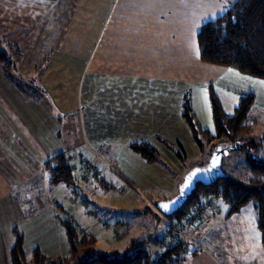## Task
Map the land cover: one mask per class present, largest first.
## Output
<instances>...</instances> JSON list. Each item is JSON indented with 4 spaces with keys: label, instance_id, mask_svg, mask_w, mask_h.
I'll use <instances>...</instances> for the list:
<instances>
[{
    "label": "rangeland",
    "instance_id": "374dc122",
    "mask_svg": "<svg viewBox=\"0 0 264 264\" xmlns=\"http://www.w3.org/2000/svg\"><path fill=\"white\" fill-rule=\"evenodd\" d=\"M102 2L105 0H68L64 21L67 27L62 32H57L58 27L54 32L34 33L28 39L25 34L6 32L3 25L0 28V47L10 59L7 67L22 84L18 85L20 88L17 87L26 92L24 96L48 102L51 106L57 103L64 109L76 105V98L71 96L73 90L77 91L80 87L84 94L78 113L66 115L60 127V147L72 163L75 182L34 188L32 193L19 186L17 192L21 208L25 205L29 214L39 215L34 220H23L19 215L15 220L19 223V228L26 231L24 249L31 257L33 249L39 246L45 255H49L44 264H59V259L69 254L70 245L69 251L64 247L67 243L66 234L62 236L63 244H60L58 231L52 229L53 226L63 224L61 219H65V211L73 216L71 223L81 228L82 232L96 237V244L88 242V246L81 251L82 255L87 253L86 248L94 246L97 251L117 250L121 253L128 251L130 254L144 246L154 256L168 250L161 243L170 233L169 221L173 217L164 215L157 206L162 201L174 198L179 193L186 174L196 167L207 166L213 151L218 147L216 140L211 141L205 135L201 138V143L194 138L182 115L183 104L187 99L191 102L199 126L213 132L212 92L219 97L228 114L234 112L240 95L254 93L255 103L247 120L250 126L247 131L250 133H243L242 138L244 145H250V148L230 149L223 156L222 169L226 173L248 177L251 175L250 161L264 162V151L259 146L253 147V143L258 142L264 133V78L243 73L234 67L205 63L197 56L193 58L192 66H187L190 71L188 79L167 81L164 89L170 93L168 96L152 94L154 90L145 89L149 93L147 102L150 103L145 106L146 113L134 112L139 108V96L134 93L137 92L134 89L124 91L125 94L127 92L121 99L124 104L120 101L112 104L111 93L107 104L105 75L99 79L91 77L96 69V57L92 62L93 71L89 69L90 54L83 56L82 61L77 60V65L73 66L74 60L79 57L77 52L90 51L86 48L89 45L87 32L103 28L99 35L100 38L103 36L104 42L111 33L106 32L120 24L121 20L124 25L145 24L146 21H151L150 24L153 25L163 19L144 15L129 16L127 19L121 6L116 7L111 18L106 19ZM89 4L94 6L93 10H89ZM217 15L218 13L211 19H216ZM146 48L149 49V45ZM100 51L104 52V44L101 42L97 55ZM104 61L101 66L103 71ZM169 61L171 64L166 62L165 70L170 75L175 69L186 71V62L180 63L173 59ZM81 66L84 68L83 78L78 76ZM146 66L147 70H152L153 66ZM68 67L72 68V74L77 75L72 76V80L71 73L70 76L64 73H69L66 70ZM76 77L79 78L74 81ZM93 82L95 92L91 91ZM23 87H29L28 92ZM114 91L116 87L113 88ZM165 100L170 103L172 113L157 114L163 120V125L155 124L149 120L154 115L149 111L154 109L155 104ZM40 114L41 112H36L34 118L40 119ZM138 117H145V123H141L142 127L139 128ZM40 122L45 126V119H40ZM49 122L52 126L51 119ZM152 125L159 128L155 129ZM143 139L158 151L157 160L147 162L137 152L135 146H139ZM37 150L36 146V154L39 153ZM20 169L19 184L25 182L23 176L26 174H22ZM45 174L49 182L48 166ZM27 188L30 189V186L27 185ZM213 196L216 197L213 209L187 229L196 243L191 242L187 252L180 250L181 254L184 252V264H264V258L258 257L256 253L259 234L264 243L257 221L256 202L251 201L236 213L229 214V206L219 193L209 195L206 199L214 198ZM53 208L58 213L57 218ZM211 218L217 219L210 222ZM53 220L56 223L53 224ZM8 230L9 227L7 229L3 224V236H6ZM13 234L16 236L15 232ZM134 239L147 241L133 246ZM5 263L0 256V264Z\"/></svg>",
    "mask_w": 264,
    "mask_h": 264
},
{
    "label": "crops",
    "instance_id": "0c3cea01",
    "mask_svg": "<svg viewBox=\"0 0 264 264\" xmlns=\"http://www.w3.org/2000/svg\"><path fill=\"white\" fill-rule=\"evenodd\" d=\"M67 3L68 0H0V28L3 25L6 32L25 34L28 39L32 38L34 33L54 32L58 27L59 31L57 32H62L67 27L64 22ZM102 3L106 19L111 18L115 8L120 6L127 19L129 16L142 17L143 15L157 16L163 19L153 25L150 24L151 21H146V25L141 23L124 25L121 20L120 24L106 32V34L109 31L111 33L104 42H102L103 36L100 38L99 35L103 32V28L95 31L89 30L87 32L89 33V40L87 39L89 45L85 47L90 51L87 53L84 50L77 52L79 57L74 60L73 66H76L77 60L82 61L83 56L90 54L91 66L89 69H92V62L96 57V69L95 71L92 69L91 77L99 79L105 75L107 104H109L110 93L112 104L117 101L124 104L121 101L127 95V92L125 94L124 91L129 89L137 91L134 93H138L139 108L134 112L139 114L142 111L146 113L145 106L150 104L146 99L149 97L146 88L154 90L155 92L152 94L167 95L169 92L164 89L167 81L178 82L188 79L187 76L190 72L187 68L188 64L192 66V60L197 56L200 59L197 33L203 23L214 18L212 16L216 13H218V17L227 8L224 0H105ZM88 8L93 10L94 6L89 4ZM100 42L104 44V52L100 51V54L97 55ZM142 43L149 45V49ZM170 59L179 60L180 63L186 62V71L175 69L172 75L166 72V62L171 64ZM103 60H105V71L101 69ZM173 64L175 65L176 62ZM146 65L153 66L152 70H147ZM71 69L66 68L69 73L66 71L64 73L70 76ZM83 70L84 68L81 66V70L78 72V76L81 78H83ZM72 76L77 75L71 73V80ZM78 78H74V81ZM94 85L95 82L91 85L92 92L96 91H94ZM115 87L116 91L113 92ZM143 90L145 91L143 92ZM71 96L76 98V105L73 108L64 109L57 103H53L51 106L48 102L35 101L24 96L23 92L11 80L3 67V61L0 60V256L4 258L5 264H12L11 249L16 241V236L13 234L14 228L17 227L23 233L24 238L26 236V231L20 229L19 223L15 220L19 218V215L23 220H34L39 216L35 213L29 214L25 205L21 208V204H18L19 186L25 187L24 191L32 193L34 188L53 185L45 177L47 164L54 156L64 152L60 147L62 120L66 115L78 113L84 94L79 87L77 91L76 89L72 91ZM170 106L167 100L155 104L154 109L149 111L154 114L150 116L152 119L149 120L155 124L163 125V120L157 114L172 113ZM36 112H41L40 119L46 120L45 126L43 122H40V119L34 118ZM112 112L114 113V110ZM139 118H137L139 121L137 128L142 127L141 123H145V117ZM50 119L53 122L52 126L49 124ZM152 126L155 129L159 128L156 125ZM141 142L147 141L143 139ZM36 146L42 157L39 153H35ZM19 168H21L22 174L26 172L23 176L25 182L20 183L21 185L18 182ZM27 185L30 186V189L27 188ZM53 211L57 218V211L54 208ZM213 219L216 221L217 218H211L210 222L214 221ZM15 222L17 223L15 224ZM61 222L62 225L53 226L52 229L58 231L59 242L63 244L62 236L66 234L65 237H67V232L63 219ZM54 223H56L55 220H53ZM3 224L7 226V229L9 227L6 236H3L2 233ZM260 235L256 253H258V257L264 258V243ZM64 247L69 251L68 237ZM36 248L40 249L39 246H36L33 250Z\"/></svg>",
    "mask_w": 264,
    "mask_h": 264
},
{
    "label": "trees",
    "instance_id": "16d2710c",
    "mask_svg": "<svg viewBox=\"0 0 264 264\" xmlns=\"http://www.w3.org/2000/svg\"><path fill=\"white\" fill-rule=\"evenodd\" d=\"M197 43L201 61L234 67L243 73L264 78V0L228 1L227 9L221 15L202 24L197 33ZM0 60L3 61V67L11 80L17 86L22 85L7 67L9 56L1 47ZM23 89L28 92L29 87ZM210 99L214 119L213 132L211 129L199 126L200 123L193 114L188 99L183 104L182 115L194 138L201 143V138L205 135L211 141L216 140L217 146H234L238 142L239 147L250 148V145L249 147L244 145L242 138L243 133H247V128H250L247 120L249 111L255 103V94L249 92L240 95L238 105L232 114L226 113L221 100L214 92L211 93ZM256 146L264 151V133L259 137L258 142L253 143V147ZM135 148L147 162L158 159V151L148 142L140 143ZM47 166L50 170L51 184L75 182L73 166L66 154L54 156ZM249 169L251 175L248 177L224 172V175L211 185L199 183L185 204L171 215V218L180 221L204 196L222 193L223 199L229 206V214L236 213L251 201L256 202L259 227L264 237V162L250 161ZM63 222L66 226L70 251L67 256L59 259V264H176V257L181 253L180 245L158 252L156 256L148 252L144 246L139 247L134 254L128 251L121 253L117 250L102 252L97 251L94 246L86 248L87 253L82 255L81 251L88 246V242L96 244V237L82 232L78 226L66 219H63ZM14 230L16 241L11 249L12 264H44L48 256L36 248L29 257L24 249L23 233L17 227ZM146 241L134 239L132 245L144 244ZM158 241L160 242L161 239Z\"/></svg>",
    "mask_w": 264,
    "mask_h": 264
},
{
    "label": "water",
    "instance_id": "95a60500",
    "mask_svg": "<svg viewBox=\"0 0 264 264\" xmlns=\"http://www.w3.org/2000/svg\"><path fill=\"white\" fill-rule=\"evenodd\" d=\"M239 143L237 142L234 146H218L217 149L212 153V158L207 166L204 167H196L193 170L189 171L182 184L179 188V193L172 199L162 201L158 204V209L164 215H173L177 212L187 201L192 192L197 188L199 183H203L205 185H211L218 178L224 175V171L222 169L223 156L225 153H228L230 149L239 147ZM193 173H196L194 177L191 178L189 186L183 190V194L181 193V189L183 185H185L187 178L192 176ZM162 205H167V209L162 208Z\"/></svg>",
    "mask_w": 264,
    "mask_h": 264
},
{
    "label": "built area",
    "instance_id": "2783aa9c",
    "mask_svg": "<svg viewBox=\"0 0 264 264\" xmlns=\"http://www.w3.org/2000/svg\"><path fill=\"white\" fill-rule=\"evenodd\" d=\"M219 196L222 197V193H219ZM207 197L208 196L197 201L193 205L188 215L185 216L182 220L169 221L170 233H168V235L161 243V245L165 249H171L180 245L182 246L181 251L187 252L189 250V244L193 241L194 243H196V241L188 234L187 229L189 227H192V225L196 222L202 220L206 213L210 212V210L213 209V203L215 202L216 197L213 196L214 198L206 199ZM63 216L68 221L74 219L73 216H71L67 211L63 212ZM183 253L177 255L176 264H184Z\"/></svg>",
    "mask_w": 264,
    "mask_h": 264
},
{
    "label": "snow or ice",
    "instance_id": "6c2138e0",
    "mask_svg": "<svg viewBox=\"0 0 264 264\" xmlns=\"http://www.w3.org/2000/svg\"><path fill=\"white\" fill-rule=\"evenodd\" d=\"M227 3H228V0H224L225 6L227 5ZM195 175H196V173H193L192 176H190L189 178H187L185 185H183V187L181 189V193L182 194H183V190L186 189L189 186V183L187 181H190L191 178L194 177ZM161 207L164 208V209H167L168 206L167 205H162Z\"/></svg>",
    "mask_w": 264,
    "mask_h": 264
},
{
    "label": "flooded vegetation",
    "instance_id": "af4514ba",
    "mask_svg": "<svg viewBox=\"0 0 264 264\" xmlns=\"http://www.w3.org/2000/svg\"><path fill=\"white\" fill-rule=\"evenodd\" d=\"M214 152V151H213Z\"/></svg>",
    "mask_w": 264,
    "mask_h": 264
}]
</instances>
